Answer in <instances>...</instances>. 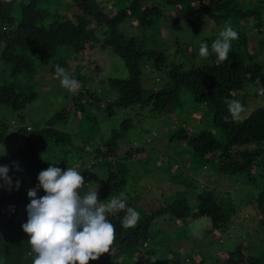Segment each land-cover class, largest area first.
I'll list each match as a JSON object with an SVG mask.
<instances>
[{"label": "trees", "instance_id": "obj_1", "mask_svg": "<svg viewBox=\"0 0 264 264\" xmlns=\"http://www.w3.org/2000/svg\"><path fill=\"white\" fill-rule=\"evenodd\" d=\"M120 1L108 0L103 4V0H0V107H6L18 117L14 135L22 137V144L28 150L26 160L37 159L40 154L38 146L54 141L64 146L63 152L69 157L65 161L67 166L81 165L86 172L95 166L98 168L101 178L91 190H98L99 201L107 203L108 199L117 198L123 192L125 196L121 198H126L129 206L140 213L139 221L131 228L121 226L123 211L108 213L107 218L115 227L113 251L103 254L97 261H89V264H114L117 260L121 261L120 264H139L135 262L139 254L155 252H150V244L156 241V232L163 226H174L167 222L180 224V231L185 235L184 230L188 231L187 227L202 218H208L209 226L205 232L214 235V246H224L215 253L216 261L211 263L214 255L208 256L212 249L203 254L191 248L187 256L174 254L159 259V264H264V241L260 253L248 243H239L230 250L225 248L224 237L230 233L244 202L236 204L228 196L222 198L216 188L199 189L192 176L182 178L183 171L173 173L169 168V186L181 188L164 191L162 198L152 196V204L146 201L145 187H141L146 190L142 196H134L136 192L129 191L127 177L134 174L139 180L136 166L131 167V159L145 150L131 148L124 154L119 153L122 138L134 125L132 118H124L119 128L111 130L105 137L103 147L98 145L92 152L87 148L93 142L91 135L88 134L81 145H76L71 133L56 127L57 124L65 126L73 117L77 119L85 109L88 110L87 120L94 123L91 130L98 126L95 111L104 113L107 119L120 109L150 106L152 114L162 116L169 109L182 106L183 94L190 93L197 108L213 113V126L191 136L181 124L171 133L170 140L187 143L190 164L196 171L211 163L219 178L246 176L247 183L257 190L250 204L254 203L256 222L264 232V106L251 114L246 112L247 99L251 95L264 99L256 91L257 80L264 84V64L250 53L246 32L236 29L239 38L232 42L227 61H219L211 51V44L219 35L216 33L208 42L209 55L203 57V63L188 66L182 61L168 65L164 50L120 29L133 18L142 28L157 25L167 16L163 6L172 10L170 14L174 21H185L191 27L201 26L203 18H208L218 26L227 23L245 25L253 20L255 26L262 28L264 0H164V5L152 7L144 5L146 0H129V4L122 8L119 7ZM46 3H68L67 8L75 12L71 16L52 12L44 6ZM111 8L113 11L109 12ZM103 51L120 57L128 76H109L101 80L104 87L98 92L86 87L92 76L81 73V64L73 70L71 61L90 57L91 73H97L101 70L100 62L91 56ZM29 53L55 58L50 62L52 77H56L54 68L59 64L83 84L79 91L66 92L65 96L70 100L68 105L46 121L40 131L26 125L24 113L40 98L35 82L40 71ZM147 68L153 75L155 70L160 71L168 80L149 91L143 84ZM239 93L244 94L242 105L246 111L233 119L227 101L236 100ZM91 98L95 105L90 102L86 108V102ZM9 127L6 122H0V145L7 142ZM217 132L222 137L219 138ZM71 150H78L76 157L69 156ZM86 154L92 157V165L84 162ZM146 174V177L150 175ZM259 181L263 182L261 187ZM43 195L44 191L38 194ZM29 203V197L20 196L14 186L9 188L6 183L0 184V264H32L34 254H30L29 236L22 229L27 221Z\"/></svg>", "mask_w": 264, "mask_h": 264}, {"label": "rangeland", "instance_id": "obj_2", "mask_svg": "<svg viewBox=\"0 0 264 264\" xmlns=\"http://www.w3.org/2000/svg\"><path fill=\"white\" fill-rule=\"evenodd\" d=\"M239 1L243 2L246 0ZM107 3L108 0H103V4ZM67 4L59 5L53 3L50 5L46 3L44 6L49 8L52 12L67 13L65 15L71 16L74 14L75 10L72 9V11H70V9L67 8ZM126 4H129V0H121L119 2V7H125ZM155 4L164 5L165 2L164 0L144 1V5L148 7H152ZM163 10L167 16L155 26L142 28L136 22V18H133L121 25L120 29L122 31L125 30L129 35H135L140 41H144L146 44L149 43L152 47H158L164 50L168 56V65L177 64L179 61L185 62L188 66L191 64H202L203 57L199 55V46L201 42H206L208 44L216 33L219 34V32L223 30L225 24L220 26L214 25L208 18H203V24L201 26L191 27L185 21H174L171 18L170 13H172V10L169 7L163 6ZM108 11L112 12L113 10L111 8ZM68 12H70V14H68ZM18 20L19 16L17 15V21ZM227 24H230L234 29L241 28L246 32L250 53L264 64V26L262 28L255 26L253 20L247 21L245 25L238 24L234 26L232 23ZM93 55L94 56L91 57H96L101 65V70L97 73H91L90 68L92 62L90 57L86 56L82 59L71 61L73 70L81 64L83 66L81 73L90 77L92 76L86 85L90 90L95 89L100 92L104 87L100 81L109 76L121 78H126L128 76V71L120 57L108 51L98 52ZM29 56L37 63L40 71V76L35 78V82L38 84L40 98L35 103L29 105L28 108L24 110V113L27 116L26 125L33 127L35 131H40L44 127L45 122L51 119L53 115L57 114L64 106H67L70 100L65 96L68 91L61 87L59 78L52 77L49 73L51 66L50 62H53L51 60L55 58L48 56L41 57L33 53H29ZM146 70L148 71H146L144 75L143 84L149 91L159 88L162 83L168 80L160 71L155 70V74L153 75L148 68ZM82 87L83 84H81L79 90H81ZM249 92L252 93V88H249ZM236 100L243 103L244 94H237ZM90 102L94 103V100L92 98L88 99L85 105L86 108L90 106ZM181 103H183L182 106L176 110L169 109L168 112L162 116L152 114L150 106L144 108L136 107L129 110L120 109L114 116L107 119L104 113L100 112V114L95 111L98 126L94 130H91V126L94 125V123L87 120L88 110L85 109L78 115L79 117L77 119H73V117V120L71 119L65 126L57 124L56 127L71 133L72 138L75 139L76 145H81V141L85 140L88 134L91 135L93 142H91L87 148L90 149L89 152H92L98 145L101 148L103 147L105 137L110 134L111 130L119 128L124 118H132L134 125L126 136L122 138L119 153L124 154L131 148H143L145 150L141 155L131 159V167L136 166L139 180L138 178V181L136 180L134 174L133 176L130 175L127 177L129 191L136 192L134 196H142L141 193L146 190L141 189V187H145L147 189L146 201L152 204L154 201L152 196L162 198V193L164 191H175L181 188L169 186L168 180L170 176L168 168L173 173L183 171L182 178L192 176L199 189L216 188L220 197L223 198L228 196L236 204L244 202L245 205L238 211V216L234 220V225L230 229V233L224 237L225 248L230 250L239 243H248L256 249L258 253L262 252L264 232L256 222L255 215L257 214V210L254 203L250 204L255 194L254 191L257 190L253 185L247 183V177L227 178L223 176L219 178V174L214 171L211 163L196 171L190 164L188 154L189 148L186 146L187 143H176L170 140L169 137L171 133L181 124L190 132L191 136L196 135L198 131L203 128L210 129L213 126V113L205 110V108H197L190 93L183 94ZM263 106L264 99L255 98L251 95V97L247 99L246 112L247 114H251L254 110L262 108ZM82 115L83 117H81ZM1 121L6 122L10 127L7 142L0 145V165H7L9 167V176L12 178L15 190L16 180L21 182L19 190H16L20 196H28V191L34 189L38 184L37 177L40 171L48 168L51 162L56 163V166L60 167L62 170L68 167H75L81 172L87 184L80 189L81 195L86 194L94 183H99L101 175L96 166L95 168H91L89 172H86L81 165L67 166L65 161L67 159L69 160V157L68 154L65 155L63 152L64 146L56 144L54 141L38 146L40 154L37 159L26 160L28 150L22 144V137L21 135H14L19 124L17 115L9 112L6 107H0V122ZM86 129L89 130L90 133L87 132ZM217 135L219 138L220 136L222 137L220 132H217ZM76 153H78V150H71L69 151V156L76 157ZM92 161V157L86 154L84 162L87 164L91 163L92 165ZM140 167L143 169L140 170ZM146 173L150 175L146 177ZM259 182V187H261L263 182ZM4 183V181L0 180V184ZM161 184L162 187H160ZM42 191L41 189L38 194ZM193 198L194 197L191 196V199ZM141 201H144V199ZM168 223L174 226L169 227L167 225L161 227V230L156 232L158 236L156 241L150 244V252L151 250L155 252L139 254L135 262L139 264H159V259L171 257L174 254L187 256L191 248L203 254H206L208 249H212L208 251V256L210 258L214 255V258L210 259L211 263L216 261L217 255L215 253L224 246L218 244V246L215 247L213 244L216 240L214 235L206 234L205 229L209 226L208 218L199 219L191 224L189 228L187 227L188 231L184 230L185 235L188 233L191 235L187 237L180 231V224L172 223L171 221L167 222V224ZM196 258L199 259V256ZM120 262V260H117L113 263L120 264Z\"/></svg>", "mask_w": 264, "mask_h": 264}, {"label": "clouds", "instance_id": "obj_3", "mask_svg": "<svg viewBox=\"0 0 264 264\" xmlns=\"http://www.w3.org/2000/svg\"><path fill=\"white\" fill-rule=\"evenodd\" d=\"M239 38L238 32L230 24L211 44V51L219 61H227L232 42ZM199 55L207 57L209 46L201 42ZM55 76L60 85L70 93L80 89L81 83L73 77L70 70L57 64ZM257 93L264 96V84L257 80ZM228 111L233 119L246 111L239 100H228ZM227 119V118H226ZM56 163L38 174V184L27 193L30 203L27 205V221L22 225L28 234L32 264H89L113 251L115 227L107 218L108 213L123 211L121 220L123 228H131L140 219V213L129 206L125 194L105 201L98 200V190H88L81 195L80 189L87 184L75 167L61 169ZM7 165H0V180L9 188L13 186ZM21 182L16 180L15 188L19 190ZM43 190L45 195L38 196Z\"/></svg>", "mask_w": 264, "mask_h": 264}]
</instances>
